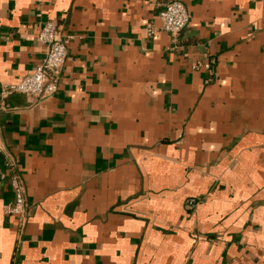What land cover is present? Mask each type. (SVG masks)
I'll return each mask as SVG.
<instances>
[{
  "label": "crops",
  "instance_id": "0c3cea01",
  "mask_svg": "<svg viewBox=\"0 0 264 264\" xmlns=\"http://www.w3.org/2000/svg\"><path fill=\"white\" fill-rule=\"evenodd\" d=\"M46 22L57 92L2 97ZM0 170V264H264V0H0Z\"/></svg>",
  "mask_w": 264,
  "mask_h": 264
},
{
  "label": "built area",
  "instance_id": "2783aa9c",
  "mask_svg": "<svg viewBox=\"0 0 264 264\" xmlns=\"http://www.w3.org/2000/svg\"><path fill=\"white\" fill-rule=\"evenodd\" d=\"M159 19L161 22L160 29L176 39L187 26L190 15L182 2L173 1L165 5L159 14ZM146 29L149 37H153L157 32L153 24H148ZM37 39L46 47L44 58L32 73L24 76L18 83L5 85L1 90L2 97L21 94L37 100H44L57 92L60 75L67 58L68 43L72 37L64 36L52 22H46L40 29ZM213 64V61H197L192 68L210 71ZM11 186L15 197L13 203L5 208V213L25 219L27 201L24 184L18 176H14ZM195 204L196 201L193 199L188 201L189 207H193Z\"/></svg>",
  "mask_w": 264,
  "mask_h": 264
}]
</instances>
